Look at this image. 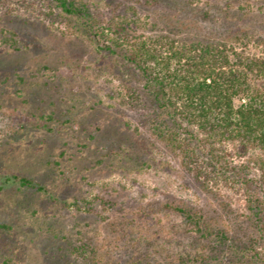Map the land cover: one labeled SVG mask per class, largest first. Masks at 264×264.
<instances>
[{
    "label": "rangeland",
    "instance_id": "1",
    "mask_svg": "<svg viewBox=\"0 0 264 264\" xmlns=\"http://www.w3.org/2000/svg\"><path fill=\"white\" fill-rule=\"evenodd\" d=\"M66 1L0 0V264H181L201 245L175 208L234 222L243 197L203 189L158 137L128 56L144 41L264 55V0Z\"/></svg>",
    "mask_w": 264,
    "mask_h": 264
},
{
    "label": "trees",
    "instance_id": "2",
    "mask_svg": "<svg viewBox=\"0 0 264 264\" xmlns=\"http://www.w3.org/2000/svg\"><path fill=\"white\" fill-rule=\"evenodd\" d=\"M56 1L74 13L66 0ZM3 33L9 37L1 44L17 45L13 31ZM149 43L131 49L128 59L141 72L158 137L179 153L203 189L224 188L244 201L245 213L234 222L212 205L199 211L176 207L201 245L181 264H264V55L201 42L171 45L168 55ZM11 180L36 189L28 178L5 182Z\"/></svg>",
    "mask_w": 264,
    "mask_h": 264
}]
</instances>
